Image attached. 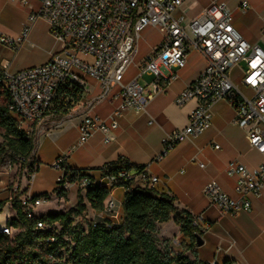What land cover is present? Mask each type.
Returning <instances> with one entry per match:
<instances>
[{
  "label": "built area",
  "instance_id": "1",
  "mask_svg": "<svg viewBox=\"0 0 264 264\" xmlns=\"http://www.w3.org/2000/svg\"><path fill=\"white\" fill-rule=\"evenodd\" d=\"M22 1L29 3V0ZM38 1L39 8L29 14L17 38L0 32V41L15 47L27 40L33 24L43 18L61 46L44 63L2 72L10 94L9 109L16 116L18 126L27 133H33V124L59 113L58 97L64 86L78 85L85 92L88 76L100 85L98 99L113 96L118 104L107 117L89 109L79 124V137L74 146L84 144L97 131L104 132L108 141V133L119 126L123 111L146 110L149 102L179 76L178 70L187 65L189 52L195 50L205 58L206 65L200 75L182 89L175 102L183 106L195 100L197 104L186 126L164 136L163 150L156 159H161L179 142L207 130L212 122V106L219 99L227 100L234 107V122L245 129L250 146L264 155V47L249 42L237 29L233 11L226 1L214 0L192 17L188 14L189 0ZM148 27L159 31L160 40L139 62L135 76L127 81L124 77L135 63L142 33ZM241 63L245 65L241 69V82L248 92L232 77L234 67ZM115 87H118L116 92ZM52 166L59 171V190L68 193L75 188L82 194L96 184L107 187L110 193L104 210L100 211L106 214L118 213L113 190L122 182L131 180L152 187L160 181L149 174L147 167L135 173L125 168L112 172L104 166L97 178L86 169L85 175L70 180L65 156L58 157ZM227 171L237 176L239 195H229L214 179L205 185V194L224 213L251 210L250 196L260 194L264 186V162L249 167L232 160L227 164ZM34 177V171L27 172L29 181ZM20 200L32 217L37 207L50 202L51 195L36 199L26 195L20 196ZM92 221L97 220L92 218ZM193 225L202 234L209 228L203 214L194 215ZM38 226L46 224L40 221ZM11 229L7 225L0 227L8 234H12ZM211 263L216 264V261Z\"/></svg>",
  "mask_w": 264,
  "mask_h": 264
},
{
  "label": "crops",
  "instance_id": "2",
  "mask_svg": "<svg viewBox=\"0 0 264 264\" xmlns=\"http://www.w3.org/2000/svg\"><path fill=\"white\" fill-rule=\"evenodd\" d=\"M213 1L189 0V16L197 15ZM224 1L232 9L234 25L243 36L249 42L264 47V0ZM244 1H247L246 5L243 4ZM39 6L38 0H29L28 4L22 0H0V32L17 38L29 14ZM39 21L47 26L45 31L37 27ZM153 29L156 28L148 27L143 33L147 34ZM158 41L148 45L140 41L135 63L129 68L125 80L135 76L139 62ZM60 48V44L51 35L48 23L43 18H38L27 40L21 44L13 47L0 41V72H15L44 63ZM241 64L234 67L232 77L242 90L248 92L241 82L244 63ZM205 65V58L191 50L187 65L178 70L179 76L149 102L146 110L123 111L119 117V126L108 133L110 140H106L104 132L97 131L84 144L74 146L79 137V124L89 109L92 113L107 117L118 104L113 96L98 99L101 92L98 81L86 76V91L68 111L49 115L33 124L35 148L32 158L36 161L33 168L35 177L32 181L22 179V196L43 192L51 195L50 191H54L57 181L53 189H46L44 181L47 173H51L53 169L52 163L60 156H65L67 164L72 167L89 169L96 178L100 176L102 166L119 158H126L134 165H145L149 174L160 179L152 186L155 192L173 197L180 210H186L192 215L203 214L209 224L208 230L202 234L204 243L201 246H190L189 238L184 237L179 227L175 226L177 232L170 236L173 238L169 244L171 254H182L191 260L199 259L210 264L213 260L216 264H225L226 261L264 264V186L260 194L250 196L251 210H242L237 214L222 212L210 202L204 191L207 182L214 179L225 192L237 197V176L227 171L228 162L237 160L249 167L264 162V155L250 146L245 129L234 122L235 110L227 100L219 99L213 104L212 122L207 130L179 142L161 159H156L163 150L164 136L187 125L189 114L197 102L191 100L179 106L175 99L183 88L200 75ZM117 90L118 87H115L114 92ZM215 144L219 147H215ZM200 163H204V166H200ZM28 171L29 168L25 167V172ZM42 171L46 172L41 174ZM55 175L57 176L56 172ZM2 181L3 179L0 180V194L4 189ZM124 195L125 189L122 186L113 190L118 213L106 214L91 210V218L119 222L123 215ZM0 199L5 197L0 196ZM8 204L7 200L5 207ZM11 208L10 214L0 217V227L7 225L16 215V211L12 206ZM2 214L3 212L0 213ZM172 221L165 222L162 227L170 225ZM230 244L232 246L229 248Z\"/></svg>",
  "mask_w": 264,
  "mask_h": 264
},
{
  "label": "trees",
  "instance_id": "3",
  "mask_svg": "<svg viewBox=\"0 0 264 264\" xmlns=\"http://www.w3.org/2000/svg\"><path fill=\"white\" fill-rule=\"evenodd\" d=\"M83 94V88L78 85L64 86L58 97V112L68 111ZM9 102L10 94L0 72V168L10 162L34 171L35 138L18 126ZM104 166L112 172L125 168L139 173L146 168L126 158ZM68 168L70 180L85 175L87 169L70 165ZM120 186L125 189V195L122 219L117 223L106 218L94 222L86 215L91 210L100 212L105 208L110 190L100 184L89 186L84 195L79 194L76 206L46 215L28 216L20 196H16L12 199L16 215L7 223L8 228L16 232L8 234L0 230V264H210L182 254H171L170 249L159 247L155 237L159 224L173 219L183 236L189 238L190 246L197 245L196 236L202 233L193 225L194 215L180 210L173 197L158 194L153 187L131 180ZM54 191L58 196L67 197V192L59 190L58 186ZM32 196L36 199L47 197L49 193ZM6 203V199H0V213ZM85 216L89 218L86 224L77 220ZM40 221L46 226H38Z\"/></svg>",
  "mask_w": 264,
  "mask_h": 264
},
{
  "label": "rangeland",
  "instance_id": "4",
  "mask_svg": "<svg viewBox=\"0 0 264 264\" xmlns=\"http://www.w3.org/2000/svg\"><path fill=\"white\" fill-rule=\"evenodd\" d=\"M43 21H39L37 23V27L41 28V30L45 31L47 29V26L42 23ZM160 37V33L157 29H153L149 31L147 34L142 33V42L148 45V43H154L158 41ZM242 65V64H241ZM243 65L242 67H244ZM135 68V66H133ZM136 69V68H135ZM141 81H143V78H141ZM239 81V78H238ZM1 141V138H0ZM52 166V165H51ZM52 171L51 173H47L46 179L44 181V187L46 189H53L52 187L56 184L57 181V176L59 175V171L52 166ZM46 171H42L41 174H44ZM55 172L57 173V176L55 175ZM27 178V173L25 172V167H23L21 164H12L8 162L5 166L0 168V180L3 179L2 181V186H4V189L1 191L0 196L5 197V199L8 200V207H5L4 210L2 211L3 214L0 215V217H6L10 212L12 211V199L15 198L16 196H22L23 191H21V183L22 179ZM27 180V179H26ZM1 186V187H2ZM52 191V190H51ZM51 200L49 203H45L35 209V213L37 215H46L50 212H61V211H66L69 208L76 206L77 201H78V190L73 188L71 189L67 197L60 198L58 197L57 193L55 191L51 192ZM83 195L85 194V191L81 192ZM14 211V210H13ZM89 218H91V214L87 212L86 214ZM85 217H80L77 220L81 221L83 224H86L88 222L89 218ZM173 220V219H172ZM169 222V221H167ZM166 222V223H167ZM165 224L161 223L158 226V232L156 233L155 237L157 240V243L159 247L162 249H169V244L173 240L171 238L172 233H176V228L175 226L179 227L174 220L170 225L166 227H162V225ZM6 226V225H5ZM1 227H4L2 225ZM180 230V228H179ZM16 230L13 228L11 229V233L14 234ZM182 234V233H181ZM176 235V234H175ZM183 235V234H182Z\"/></svg>",
  "mask_w": 264,
  "mask_h": 264
},
{
  "label": "water",
  "instance_id": "5",
  "mask_svg": "<svg viewBox=\"0 0 264 264\" xmlns=\"http://www.w3.org/2000/svg\"><path fill=\"white\" fill-rule=\"evenodd\" d=\"M196 240H197V245L198 246H201L204 243L203 237L200 234H197Z\"/></svg>",
  "mask_w": 264,
  "mask_h": 264
}]
</instances>
